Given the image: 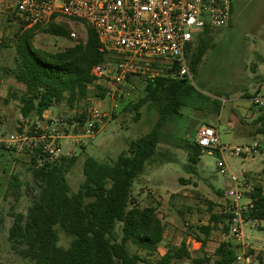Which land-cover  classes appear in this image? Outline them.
<instances>
[{
    "label": "rangeland",
    "instance_id": "374dc122",
    "mask_svg": "<svg viewBox=\"0 0 264 264\" xmlns=\"http://www.w3.org/2000/svg\"><path fill=\"white\" fill-rule=\"evenodd\" d=\"M1 1L0 69L12 67L15 37L30 27L23 25L22 18L13 14L7 0ZM60 22L67 24L70 32L75 33L76 40L85 41L82 22L65 19ZM205 38L209 42L208 50L196 73L192 75L191 84L196 88V95L182 108L178 118L164 126L155 161L147 165L134 181L131 192L137 206L157 208L166 226L167 240H171L169 244L180 243L186 231L185 223L194 225L200 220H207L210 213L228 209L226 191L231 182L228 175H221L217 170L219 156L204 152L193 170L188 167V153L183 148L185 140L193 141L201 126H220V131L216 132L224 145L245 149L255 142L259 143L257 154L246 152L242 156H235L226 152L224 158L229 170L239 178L243 172L256 174L255 178L249 177L243 185L245 199L252 183L264 185V174L261 173L264 165V138L261 139L260 135L255 139L246 136L254 131L246 115L252 110H259L248 100L236 101L243 88L252 89L249 82L255 73L264 77V0H233L231 22L224 28L210 30ZM73 43L43 33H36L32 39L33 48L49 52L61 51ZM197 43L196 37L190 44L192 51ZM190 55L187 57L188 62ZM158 64L169 66L170 63L159 61ZM140 82L139 77H131V82H125L115 97L105 95L103 99H95L96 107L107 114L108 118L102 121L98 133L91 139L82 136L83 127H79L75 119L83 102L73 109L67 108L64 103L54 106L42 119H23L19 113V101L10 94L16 92L19 85L11 76L0 72V264H29L11 251L8 242L11 214H25L36 194L32 185L28 139L48 129L59 132L62 137L58 138V143L63 153L69 151L70 156L76 159L66 178L71 190L77 191L83 181L82 166L85 158L114 161L132 139L149 131V124H153L155 119L146 111L145 105L138 109V121L134 119L137 112L126 109L128 103L135 104L144 96V84ZM221 102L222 118L218 119L216 105ZM50 121L54 122L53 126H50ZM230 122L238 123L230 127ZM66 134L69 136L65 138ZM76 136L80 137L79 141L72 139ZM12 176L18 178V187L8 191ZM217 191H222L224 195L220 196ZM260 227L264 228V224ZM58 236V245L67 248L69 238L59 230ZM241 237L246 245L253 247L244 252L250 264L264 262V230L246 224ZM227 240L238 244L230 233L216 230L203 251H191L195 260L208 258V262L195 263L185 259L177 264H214L215 248ZM128 249L132 253L137 251L132 245H128Z\"/></svg>",
    "mask_w": 264,
    "mask_h": 264
},
{
    "label": "trees",
    "instance_id": "16d2710c",
    "mask_svg": "<svg viewBox=\"0 0 264 264\" xmlns=\"http://www.w3.org/2000/svg\"><path fill=\"white\" fill-rule=\"evenodd\" d=\"M10 7L13 14L18 15ZM81 22L85 27V41L72 40L65 22L36 24L16 35L13 65L1 68L0 72L11 76L20 86L10 94L19 101V113L23 119H42L47 110L62 103L73 109L81 102L84 105L89 100L105 97L100 87H92L94 80L90 72L94 65L113 62V53L100 51L96 32ZM22 24L28 26L23 18ZM209 31L197 38L194 51L191 45L186 49V59L191 54L189 62L187 60L191 75L196 73L208 50L209 42L205 37ZM36 33L74 43L57 52L33 48L32 39ZM144 61L157 75L153 80H142L137 76L144 84V96L135 104L128 103L126 109L135 110L134 119L138 121V109L145 105L146 111L155 119L153 124H149L148 132L132 139L114 161L85 158L83 181L77 191L71 190L66 178L75 157L62 155L49 161L39 149L29 151L36 194L25 214H11L12 224L8 230L10 249L22 260L29 264H177L190 260L185 240L153 259L164 239L166 226L156 207L137 206L131 192L134 181L147 165L155 161L162 129L181 115L182 108L197 91L188 78L176 74L175 63L169 62V66L158 64L164 60L157 58ZM127 82H131V77ZM219 109L220 104H217L216 110ZM75 119L79 127L84 126L83 115H76ZM261 120L260 133L264 134V114ZM185 143L183 148L188 153V167L193 170L204 151L194 141L185 140ZM41 158L42 163L38 164ZM17 187L18 178L12 176L8 191ZM217 193L224 195L222 191ZM246 195L253 202L252 209L246 213L247 218L264 221V185H251ZM227 208L226 211L210 213L203 224L200 223L202 220L194 225L185 223L186 235L199 241L204 249L214 231L229 234L232 215L229 206ZM258 229L264 230L262 227ZM58 230L69 238L67 248L58 245ZM128 245L137 251L132 253ZM239 248V244L229 240L221 242L214 250V264H236ZM192 261L202 263L209 259Z\"/></svg>",
    "mask_w": 264,
    "mask_h": 264
},
{
    "label": "built area",
    "instance_id": "2783aa9c",
    "mask_svg": "<svg viewBox=\"0 0 264 264\" xmlns=\"http://www.w3.org/2000/svg\"><path fill=\"white\" fill-rule=\"evenodd\" d=\"M7 1L16 13L28 22V26L45 25L51 21L59 23L62 19L87 23L97 34L100 51L113 53V62L94 65L90 72L94 80L92 87H100L110 98L119 94V88L130 77L139 76L142 80H153L157 72L143 63L145 59L150 58L175 63L176 74L192 82L186 59L187 47L204 31L226 27L231 18L232 4V0ZM70 37L72 40L77 39L75 33H71ZM89 101L76 115L81 114L84 117L82 136L93 139L99 131L98 126L108 116L96 107L95 100ZM251 102L264 114V89L258 91L251 98ZM50 124L53 126L54 122L50 121ZM59 135L54 129H48L37 137L29 138V148L39 149L49 161H54L62 155L70 156L69 151L68 154L63 153L61 144L58 143V138L62 137ZM72 139L79 141L80 137ZM193 141L204 152L217 154L218 172L229 177L231 185L226 191L232 215L229 232L240 241L242 229L246 224L260 227L264 221L247 218L246 213L252 209L253 202L247 197L244 198L245 172L241 178L232 173L224 154H257L260 144L255 142L245 149L224 145L216 131L207 125L198 128ZM40 163L42 158L38 160V164ZM240 260L238 255L236 262Z\"/></svg>",
    "mask_w": 264,
    "mask_h": 264
},
{
    "label": "crops",
    "instance_id": "0c3cea01",
    "mask_svg": "<svg viewBox=\"0 0 264 264\" xmlns=\"http://www.w3.org/2000/svg\"><path fill=\"white\" fill-rule=\"evenodd\" d=\"M2 3L3 2L0 0V7H3ZM249 83H250L249 84V87L251 86L252 89L249 90L248 88H243L242 89V93L238 96V98L236 99V101L248 100L251 103V98L254 96L253 94H256L258 91H261L262 89H264V77H259V75H257L256 73L254 74V78L253 77L250 78V82ZM19 87L20 86H17V88H19ZM222 109H223V102L220 103V109L217 112V118L218 119H221L222 118ZM51 110L52 109L47 110L43 114L42 117L45 118L47 116L46 114L50 113ZM261 116H262V114L260 112H256L255 110H252L251 113H249V114L246 115L247 119L250 120V123H248V124H251V126L254 128V131L253 132H249L248 134H246L247 137L252 138V139H255L256 136L260 135L261 136V139L264 138V134H261L260 133V130H261L260 129L261 128V122H262ZM242 122L245 123V124H247L246 121H243L242 120ZM237 123L235 124V123L230 122L229 123V126L230 127H233V126L237 125ZM209 126L213 127L214 130L217 131V132L220 131L219 130L220 129L219 128L220 126L219 127L218 126L215 127L213 125H209ZM262 172H264V165H262L261 173ZM252 176L255 178L256 174H250V172L249 173H246L245 172V179L246 180L249 179V177H250V179H252ZM251 185H254V183H252ZM250 188H251V186H250ZM204 222H206V220L205 221H203V220L200 221L201 224H203ZM185 232L182 235V240L180 241V243H178V244H175V243L169 244V241H171V240L170 239L167 240V233H166V230H165L164 239L160 243V245L158 247V250H157L156 254L154 255L153 259H157V258L163 256L165 254L166 250L170 246H176L177 247V246H179L181 244V242L183 240H185V243H186L187 248H188V250L190 252V255H191L190 256L191 257L190 260H195V258L193 257V254H192L191 251L192 250H194V251H196V250L197 251H201L202 250L203 251V248L201 247V243L199 241H196L191 236L186 235ZM238 244L240 246L238 255L241 257V260L238 261V262H236V264H250V262H249L250 260H249V258L247 256H245L244 252H245V250L247 248L253 249V247H249L248 244L246 245L245 242L243 241V239H241L240 241H238ZM254 249H256V248H254ZM256 250H259V249H256ZM260 264H264V262H261Z\"/></svg>",
    "mask_w": 264,
    "mask_h": 264
}]
</instances>
